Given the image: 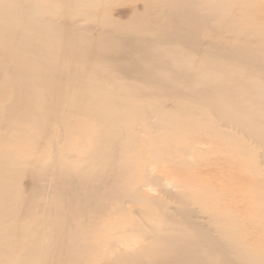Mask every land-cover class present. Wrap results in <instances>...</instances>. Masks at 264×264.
<instances>
[{
	"label": "rangeland",
	"instance_id": "obj_1",
	"mask_svg": "<svg viewBox=\"0 0 264 264\" xmlns=\"http://www.w3.org/2000/svg\"><path fill=\"white\" fill-rule=\"evenodd\" d=\"M166 1L0 0L22 24L2 20L12 30L0 35V264H145V236L190 225L185 217L220 245L214 264H264V165L248 170L263 146L244 134L151 115L132 122L117 171L92 156L96 115L131 123L155 99L185 109L192 101L174 94L211 83L237 100L264 89V0H180L184 18ZM70 35L82 39L77 61L52 43ZM128 43L139 55L106 60ZM38 61L50 65L53 95L31 77Z\"/></svg>",
	"mask_w": 264,
	"mask_h": 264
},
{
	"label": "bare ground",
	"instance_id": "obj_2",
	"mask_svg": "<svg viewBox=\"0 0 264 264\" xmlns=\"http://www.w3.org/2000/svg\"><path fill=\"white\" fill-rule=\"evenodd\" d=\"M170 1L173 9L177 8V10L181 14V18H184V14L187 8L180 5L181 4L180 0H170ZM170 1L168 0L166 2H170ZM221 1L222 0H220V2ZM5 15H7L6 12L4 11L0 12L1 36H6L4 32L10 33L12 30L11 27L5 30L6 28L4 27L5 25L2 23V20L9 22L8 24L12 22L11 21L12 17L8 18ZM10 25L14 26L16 29L22 26V24H17V23L16 24L11 23ZM223 26L228 27L226 23L223 24ZM80 41H82V39L79 38L77 35H70L69 37L66 36L64 38L52 40V43L55 48L57 49L60 48L61 50H64V53L69 60L77 61L79 56L78 48H79V44L81 43ZM70 46L71 48H73L72 53H69ZM129 51L132 54L137 53V55H139L137 52V46L133 43H130L129 45L126 46V50L118 51L117 56L109 55V57L106 60H110V59L120 60L121 58L125 57L126 53H128ZM246 66L247 69L250 70V66H248V64H246L245 67ZM20 68L21 67L18 66L16 72H17V76L21 78V76H23V73L20 70ZM34 68L37 71L34 70L33 73L31 74L33 80L38 84H40L42 88L44 90H47V92H49L50 94L52 95L55 94V92L57 91V87L55 86L56 84L47 80L46 78V76H51L49 72L50 65L42 64V62L38 61L36 62ZM131 68H137V67L136 65H131L127 69L134 70ZM256 68L260 70H264V66L262 65L256 66ZM123 72H125V70ZM138 75H139L138 77H141L143 76V73L138 72ZM65 79L66 77L63 79V81H65ZM231 82L234 84H239L237 80L234 81L231 80ZM218 84L219 82L216 83V85ZM216 90L217 88H215V84L211 83L210 85L202 86L194 91L189 89L181 94H177L178 92H176L174 95H178V96L181 95L180 98L182 100L192 101L191 105H188L187 108L185 109H183L180 106L174 105L171 109L166 110L168 105L164 103V101H162L163 99L162 100L155 99L151 102H142V103L140 102L141 106L146 107V111L142 112L141 106H139L137 110L140 109V112H137L136 114L137 118L131 120V123L128 122L127 120L121 119L120 117H113V115L109 117H101L99 115H96L95 117L99 126V129L96 130L99 136L96 139L100 140V146L99 149H97L98 152L95 154L96 144L94 143L92 156L95 155L97 157L99 154V168L112 169L117 171L116 168H118V166L121 165L120 162L121 159L123 158L121 157L122 154L118 153L117 151H121V150L122 152L125 151L124 146L126 143L124 144L123 147L121 146V143H123L124 139L126 140V138H128L127 136H129L130 134L129 132L131 131L132 126L134 124L132 122L138 120L136 122L138 123L140 122L141 124V122L144 121L146 118L151 117V115H154L157 116L160 120L165 117H170L167 121L168 123H172L174 122L173 118L175 119V116H182L190 123H193L195 121H205L209 125V128H212L211 130L221 135H222L221 131L217 130L216 128H218L219 126H230L235 129V132L238 131L239 133L244 134L248 139L253 140L254 144L263 146V151L260 154L262 160H260L259 162L255 160L254 164L257 165L250 166V169H248L251 174L253 173L255 174V172L259 171L260 169L258 163L264 165V140L261 139V137L264 136V89H260L259 93L245 91L244 93L250 94V96L243 100H237L234 93L227 96L217 95L215 94ZM135 96H137L136 98L139 97V91L135 92ZM122 105L125 106V104ZM176 108L180 109V111L177 112L175 110ZM190 108H199L200 112L198 111L195 117L189 116L186 111L191 110ZM153 142L156 145L154 153L159 152L160 154L161 153L160 147L166 146L165 141L163 139L161 140L157 138L154 139ZM106 148H108V150L102 152V150ZM188 148L189 145L176 144L174 150L183 153L186 150H188ZM243 158L248 162L249 159H252L248 156H243ZM152 160L157 161L155 159ZM146 161L149 162L150 159H147ZM147 177L150 176L146 172L142 175L141 178L143 179ZM253 177H254L253 179L257 181L258 176L255 177V175H253ZM80 178L82 181L84 179H88L86 175L85 176L82 175L80 176ZM232 179L233 177L231 176V180ZM150 185L151 184L147 186ZM97 194H98L97 192H94V190H92L89 195L90 197L91 196L94 197ZM185 221L190 225L186 224L183 226L173 227V230L171 231L176 233L171 232L170 234H165L163 236L162 234H159V235H155L154 238L147 237L143 233L142 234L140 233L139 236H143V237L145 236V238L152 239V242L147 244L148 246H146L145 251H149L150 254L153 253L152 255H154V257L151 258L149 261H145L144 262L145 264H214L213 262H211L214 256L213 257L211 256L214 255V253L220 252L218 249H215L220 245L219 244L216 245L214 244V242L209 245L204 243L207 241L209 237L208 233L206 234V231L196 228L195 225L192 223L193 221L189 222V220L186 219V217L183 219V222ZM168 226L169 223H167L165 226L161 224L159 228H157V232L167 230ZM184 227H186L187 229L184 230L183 229ZM138 231H142V230L138 229ZM203 259L205 260V262L201 263L200 261ZM139 260L140 259H138L137 262H139Z\"/></svg>",
	"mask_w": 264,
	"mask_h": 264
}]
</instances>
